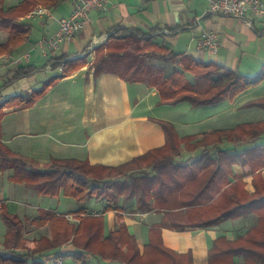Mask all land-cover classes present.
<instances>
[{"label":"crops","instance_id":"1","mask_svg":"<svg viewBox=\"0 0 264 264\" xmlns=\"http://www.w3.org/2000/svg\"><path fill=\"white\" fill-rule=\"evenodd\" d=\"M22 1L24 0H3V6L9 9ZM72 8L69 0L52 10H57L53 13L55 19H28L27 15L20 19L22 27L31 28L30 41L12 53L0 54V105L10 97L30 95L40 89L47 80L62 73L67 60L91 55L92 50L98 46L95 45L97 42L102 43L109 34L116 31L151 33L157 37V42L170 50L192 55L205 62L226 65L245 76H253L264 66V22L258 17H250L248 20L252 26L249 27L242 20L213 14L208 0H109L106 9L91 12L85 29L73 38L59 43L58 48L41 44L42 39L52 37L59 30V20L68 17ZM202 31L218 33V54L212 55L199 50L198 38ZM8 41L9 35L0 31V46ZM62 57L66 58L61 59ZM29 66L35 68L30 76L13 81L18 69ZM260 88L263 90L258 91L259 87L252 89L254 92L251 93H258L252 99H248L250 91H247L241 95L244 98L242 102L239 103L238 99L232 101L237 105L238 113L234 114L236 117L229 123L193 133L185 130L187 119L178 121L179 111L167 108L172 106L159 104L155 88L145 83H128L115 74H103L96 79L94 69L85 65L64 76L32 106L4 108L0 140L18 157L36 163L41 168L57 159H75L93 166L119 167L165 147L166 124L175 130L179 140L218 130L237 129L240 125L250 123L253 131L264 132V123L258 124L264 120V108L260 105H244L248 101L264 100V82L260 84ZM199 109L203 108H193L190 105L184 114L190 115L192 111ZM232 121L235 123L232 124ZM171 145L177 147V142L172 140ZM250 149L253 156L249 158L247 165H251L250 159L264 164V134L250 144L224 142L217 148L209 149L205 153V159L202 157L205 152L202 148L192 151L187 150L184 143L181 144L180 153L174 157V164L189 163V172L193 170L194 177H197L193 178L195 183L188 185L190 194L187 198L189 202L201 199L200 204L195 207H185L183 201L186 198L179 190L181 185L170 179L169 193L158 199L156 208L149 213L138 210L137 199L126 202L121 197L117 205L121 209L105 213L107 201L92 199L78 202L64 194L54 198L46 197L56 199L59 203L63 199L66 211L60 212L58 209L36 205L35 201L45 196L39 195L35 189L11 182L9 176L12 171H8L0 174V208L6 206L10 213L23 220L36 218L40 209L56 211L67 216L74 226L85 217L76 212L85 208L88 215L104 218V237L124 224L143 250L152 241L150 232L157 228L161 230L165 247L180 255L190 252L194 264H209V254L217 239L237 240L255 224L251 225L252 215L245 213L243 203L226 197L217 204L216 209L225 210L228 208L223 207L234 204L237 209L235 215H239V218L215 227H197L192 224L205 220L207 212L202 211L201 206L213 203L219 196L210 199L217 187L208 182L207 176L213 173V169L209 171L211 166L206 159L223 157L228 161L224 164V169L230 175L231 187L238 178L244 176L246 168L241 155ZM202 158L205 164L203 173L199 172L200 166L197 165V161ZM259 173L264 179V167L258 170L257 174ZM253 178V175H248L244 179L245 189L250 194L254 192ZM196 210L199 212H193ZM28 228L27 237L31 239L52 237L49 226L44 229L32 226ZM1 229L0 249H3L7 229L4 235L3 228ZM59 252L66 253L65 261L69 264H92V261L95 264H106L92 256H87L82 262H74L72 255L75 248L72 242L38 258L50 264L49 258ZM235 261L239 263L242 259L236 257Z\"/></svg>","mask_w":264,"mask_h":264},{"label":"trees","instance_id":"2","mask_svg":"<svg viewBox=\"0 0 264 264\" xmlns=\"http://www.w3.org/2000/svg\"><path fill=\"white\" fill-rule=\"evenodd\" d=\"M67 1L69 0H24L17 6L5 9L3 0H0V31L9 35V41L0 46V54L12 53L30 41L31 28L21 26L22 17L40 5L53 10ZM120 32L109 34L107 40L110 44L108 43L105 47H101L103 44L96 47L99 53L104 48L106 52L95 62L94 77L97 79L103 74H115L128 83H145L157 90L160 105L175 106L189 103L193 108L215 106L224 101H234L264 82V66L257 74L245 76L226 65L213 61L205 62L192 55L170 50L164 44L157 42V37L151 33L136 31L128 32L129 36L118 37L117 34ZM131 45L134 46L132 51L128 50ZM79 58L67 60L58 77L47 80L32 94L13 96L2 103L0 123L4 108L32 106L64 76L84 67L86 64ZM154 61L162 65H156ZM168 64L174 66L169 73H167ZM34 71L35 68L31 66L20 68L16 71L13 81L28 77ZM260 107L264 108V105ZM263 123L264 120L258 124ZM164 128L167 137L166 146L143 156L165 155L150 166L154 172V176L150 178L135 177L132 163L119 167H105L93 166L88 162L75 159H57L41 168L36 163H30L18 157L1 140L0 174L12 171L9 176L11 182L25 184L35 189L41 196L54 198L64 194L78 202H87L92 199L99 202L107 201L105 213L120 210L121 208L117 205L121 197L126 202L137 199L138 210L149 213L156 208L158 199L167 196L170 182L166 180L165 171L168 166L174 165V157L179 154L182 143L187 150L195 151L200 148L205 150L202 154L204 158L209 149L217 148L224 142L228 141L235 145L250 144L264 134L262 130L253 131L251 124H243L237 129L218 130L179 140L177 133L170 125L166 124ZM172 140L177 142V147L171 145ZM241 156L244 157L243 166L246 171L244 176L236 180L234 187L232 186L240 194L235 191L233 194L245 197L243 202L245 213H257L258 225L249 228L245 235L237 240L217 239L209 254V264H264V179L260 173L257 174L264 164L250 159L251 165H247L249 158L253 156L251 149ZM203 158L197 161L201 173L205 166ZM206 160L211 166L209 171L213 169V173L207 176L209 184L225 192V187L230 184L228 180L230 175L227 174V182L224 180L221 183L219 174L228 161L223 157ZM178 172L179 170L176 169L175 174ZM248 175L254 177L252 194L245 189L244 179ZM194 202H188L185 207H191ZM236 212L237 209L234 206L232 210H224L218 216L192 224L197 227H215L231 220ZM39 213L34 219L23 220L18 215L10 213L6 206L0 208V217L7 226L3 249H0V264H46L38 258V255L59 250L71 242L75 248L72 257L76 263L83 261L87 256H92L106 264H194L190 252L180 255L165 247L161 230L157 228L150 232L152 241L142 250L134 235L130 234L124 224H120L116 231L104 237V218L88 215L85 208L76 212L85 215L77 226L71 224L67 216L58 214L56 211L41 209ZM28 226L37 229L49 226L51 239L46 237L29 239ZM184 229L185 227L182 228ZM59 257L65 258L67 255L65 252H59ZM236 257H240L242 261L237 263Z\"/></svg>","mask_w":264,"mask_h":264},{"label":"rangeland","instance_id":"3","mask_svg":"<svg viewBox=\"0 0 264 264\" xmlns=\"http://www.w3.org/2000/svg\"><path fill=\"white\" fill-rule=\"evenodd\" d=\"M40 6H43V5H40ZM43 7H45V6H43ZM95 10H98V9H95ZM54 12L56 13L57 10H55ZM54 12H52V13H54ZM28 15H27V17H28ZM59 27H60V25H59ZM127 33L128 32H120V34H117V35H118V37H126V36H129V34H127ZM131 42H132V40H131ZM108 43H109V41L106 39L102 43L100 42L99 45L103 44V45H101V47H103V46L105 47ZM98 50L99 49L95 48V49L92 50L91 55H88L87 54V55H84V56L80 57L79 59L82 62H84L86 65H89L90 68L94 69V65H95L96 60L101 55L105 54L106 48H104V50H102L100 53H99ZM128 50H130V51L134 50V46L133 45L129 46L128 47ZM154 62H155L156 65H162V63H160L158 61H154ZM173 68H174V66L172 64H168L167 65V73L171 72L173 70ZM252 74H254V73H252ZM257 87H259V89H257L258 91H261L260 89L263 88V87L260 88V85L257 86ZM252 89L254 90V88H252ZM252 89L249 90L250 92L248 91L249 92L248 99H252L253 97H255L258 94V93H251V92H254ZM237 99H238V102L239 103L244 100V98L242 96L239 97V98H237ZM244 105H245V107L264 105V100H262V101H259V100L248 101ZM167 108H171L170 110H177L175 112H178L179 111V113H177L178 116H179L178 121L179 122H183L185 119H187L188 122L186 121L187 123L185 122L186 124L184 125L185 128H186L185 130H186V132H190L191 131L193 133H197V132L203 131L204 129H208L210 127H216V125H221L222 123H224V124L225 123H229L231 120H233V118L236 117V115L238 113V107H237V105L233 104L232 101H224V102L220 103L219 105L210 106V107H204L203 109H199V110H196V111H192V113H190V115H189V113L184 114V111L187 108H190V105L188 103H181V104H178V105H175V106H172V107H167ZM234 114H236V115H234ZM245 121H246V118H245ZM234 123L235 122L232 121V124H234ZM180 150H179V153H180ZM166 155H169V154H166ZM163 156H165V155H161V156L158 155V156H153V157L152 156H146V157H142V158L138 159L137 161L135 160V162H132V164H131L132 170L134 172L133 175L135 177L146 176L147 178H150L151 176H154V172L150 168V166L153 165V163L155 161L160 160L161 157H163ZM158 162H160V161H158ZM176 169L179 170L178 174H175ZM225 172L226 171H225L224 165H223V171L219 174V178H220V182L221 183H223L224 180H226V178H227V174ZM165 175L167 177L166 180L168 179V182H169L170 179H172V182H179V184L181 185V187L179 188V190L182 192L181 195L186 198V200L183 201L184 202V205L185 206L188 205V202L189 201L187 200V198H188V196L190 194V186H188V185L189 184H192V183H195L196 180H194V179L197 178L196 176L194 177L193 170L191 172H189V163H187V162H178L177 163L176 162L174 165L168 166L167 170L165 171ZM198 175H199V173H198ZM173 179H174V181H173ZM228 180H230V179H228ZM228 180H226V182ZM197 183H199V182L197 181ZM22 185H25V184H22ZM233 187H234V185H233ZM233 187L232 186L231 187L230 186L229 187L226 186L225 187V192L217 190L213 194V196H211L210 199H214L213 197H216L217 194H220L218 196V198L213 203L211 202L212 204L210 203V204H206V205L201 206V207H203L202 211L207 212V216H205L204 219L218 216L222 211H224V210L219 209V208L216 209V207H217V204L219 202H223L222 200L225 197L226 198H229L230 200H234L235 202H236V200H238V202H241V203L244 202L245 197L239 195L238 198H236L237 195H234L233 194V192L235 191L233 189ZM196 189H198L197 188V185H196ZM197 192H199V191H197ZM220 192H222V193H220ZM235 192L237 194H240V192L237 191V190ZM168 193H169V191L167 192V194ZM200 200L201 199L194 200L195 202H194V205H192V207H195L196 204H200ZM191 202H193V201H191ZM35 204L41 206L42 208L58 209V211H60V212L66 211V210H64V208H66V207H65V204H64L63 199H62V202L59 203V201L56 200V199H51V198H46V197H40V199H38V200L35 201ZM0 205H1V202H0ZM234 206L235 205L233 204V205H231L229 207H223V208H228V209L232 210V208H234ZM228 209H225V210H228ZM197 211L198 210L193 211V212H197ZM251 215H252V217H251V223L252 224L251 225H253V224H255L254 226L258 225L259 215L257 213H255V212L251 213ZM237 218H239V215H237V216L234 215V217L232 219H237ZM253 218H255V220ZM28 227H27V232L29 231V228ZM1 228H3V235H4L6 233L7 226H6L5 222L2 219H0V233L2 231ZM1 237L2 236L0 234V240H2ZM29 239H31V238H29ZM56 254L57 255H55V256H58L59 257V254L58 253H56ZM38 256L42 258V256H40V255H38ZM50 258H49V260H50ZM63 259L65 260V258H63ZM80 262H82V261H80ZM49 263H50V261H49ZM77 263H79V262H77ZM47 264H48V262H47ZM92 264H95V263L92 261Z\"/></svg>","mask_w":264,"mask_h":264},{"label":"built area","instance_id":"4","mask_svg":"<svg viewBox=\"0 0 264 264\" xmlns=\"http://www.w3.org/2000/svg\"><path fill=\"white\" fill-rule=\"evenodd\" d=\"M210 12L234 19L242 20L247 26L252 24L250 17H258L264 22V0H208ZM73 9L70 16L59 20V30L50 38L43 39L41 44H48L51 48H58L59 43L73 38L86 27L91 11L104 10L109 0H71ZM47 17L54 19V14L48 8L39 6L29 13L28 19ZM97 42L95 45H99ZM198 47L201 52L216 55L220 49L219 35L215 31H202L198 38ZM51 264H69L63 258L53 256Z\"/></svg>","mask_w":264,"mask_h":264}]
</instances>
